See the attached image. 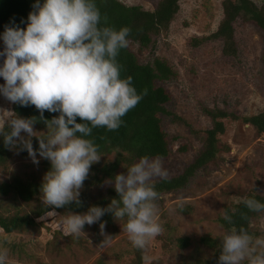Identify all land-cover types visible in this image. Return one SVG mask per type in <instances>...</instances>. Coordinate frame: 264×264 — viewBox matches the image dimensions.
<instances>
[{
  "label": "rangeland",
  "instance_id": "374dc122",
  "mask_svg": "<svg viewBox=\"0 0 264 264\" xmlns=\"http://www.w3.org/2000/svg\"><path fill=\"white\" fill-rule=\"evenodd\" d=\"M124 6L153 11L160 0H119ZM264 11V0H249ZM223 0H180L179 11L168 29L151 37L147 47L129 41L128 50L140 64L154 59L166 62L174 75L166 81H157L170 96L165 105L168 112L185 123L174 122L162 116V127L167 133L170 154L163 159L169 177L180 175L192 163L203 147L204 131L211 127L204 109L225 110L239 117L226 119L225 133L219 144L227 145L208 166L198 170L187 185L163 194L156 201L158 220L164 231L151 238L144 249L132 246L124 231V220L114 219L105 225L104 233L111 236L110 243L102 244L100 225L85 224L79 237L66 235L60 222L70 213H57L44 217L34 227L10 234L0 229V249H7L8 264H178L192 262L211 253L199 245V239L209 236L221 239L225 233L216 219L225 206L240 202L250 193L264 195V135L257 136L254 129L241 118L264 112V67L262 51L263 32L253 23L241 18L234 26L237 53L224 56L220 40H205L198 46L192 40L213 34L222 19ZM4 50L0 39V52ZM5 57L0 56V65ZM4 80L0 77V85ZM12 102L0 94V117L5 119ZM38 135L44 131L35 130ZM26 137L25 133H21ZM38 164L21 159L13 152L6 168L0 167V183L17 176H41L43 158L37 155ZM101 160L111 161L112 157ZM41 172V173H40ZM156 178L155 180H158ZM114 187L105 181L102 190ZM95 190H92V192ZM33 203L25 204L14 198H0L3 213L30 211ZM86 213V212H85ZM75 214V213H72ZM84 214V213H81ZM255 238L264 239V212L251 221ZM186 238L188 247L180 250L177 239ZM243 264H247L244 261Z\"/></svg>",
  "mask_w": 264,
  "mask_h": 264
},
{
  "label": "clouds",
  "instance_id": "9594fccd",
  "mask_svg": "<svg viewBox=\"0 0 264 264\" xmlns=\"http://www.w3.org/2000/svg\"><path fill=\"white\" fill-rule=\"evenodd\" d=\"M29 12L27 25L5 26L0 36L4 56L0 65V94L21 106L34 105L43 112H58L45 120L47 133L34 131L35 118H21L14 112L0 117V136L9 150H26L34 164H38L37 150L32 137H37L38 154L50 161L40 191L43 203L53 209L75 202L79 205L80 190L88 178L90 167L100 160L98 146L86 139L92 128L118 129L122 117L147 95L138 94L132 77L121 78V66L116 57L120 49L128 47L130 29L119 30L101 17L95 0H39ZM77 117L83 123H77ZM91 125V127H89ZM7 128V130H6ZM25 133L22 136L21 133ZM79 134V135H78ZM168 170L159 156H143L132 164L126 174H117L112 183L119 199H112L106 208L91 206L84 214L70 213L58 227H66V235L79 237L85 224L92 225L107 212L119 222L132 246L144 249L151 238L163 233L158 220L159 193L154 180L168 179ZM252 212H264V203L245 197L241 201ZM236 208L224 211L222 217L233 223ZM53 211L44 217H55ZM44 217H41L43 219ZM243 218V217H242ZM100 223L102 244L110 243ZM7 249H0V264H8ZM264 264V239L254 238L246 229L232 228L221 238L219 264Z\"/></svg>",
  "mask_w": 264,
  "mask_h": 264
},
{
  "label": "trees",
  "instance_id": "16d2710c",
  "mask_svg": "<svg viewBox=\"0 0 264 264\" xmlns=\"http://www.w3.org/2000/svg\"><path fill=\"white\" fill-rule=\"evenodd\" d=\"M39 2L42 4L43 0H39ZM179 2L180 0H160L153 11H144L139 7L124 6L119 0H95L101 17L106 16L108 19V24L104 25L102 21V26H111L117 30L122 27L129 28L128 40L138 42L141 47H147L152 36H157L168 29L169 24L179 11ZM34 3H36V0H0V36L4 32L5 26L25 28L29 12L34 11ZM239 18L253 23L263 32L264 37V11L262 9L257 8L249 0H223L222 19L217 30L207 38L192 40V45L198 46L205 40H220L223 44V55L235 56L237 50L233 24ZM261 59L264 67V47ZM116 60L121 66V78L132 77L131 83L137 93L140 94L144 89H147V95H144L142 100L121 118L123 123L118 129L109 131L106 127H95L92 128L91 135L85 137L98 146L101 158L112 157V160L106 161L100 158L98 162L91 165L88 178L84 181L83 188L80 190L79 200L81 203L79 205L72 202L63 208L53 209L51 206L46 207L43 203L40 188L45 174L51 168L50 161L44 158L41 162L42 173L40 172L39 179L36 176H31L30 173L14 177L9 182H1L0 198H8L11 195L22 203L34 204L32 209L27 212H20V209H16L12 214H5L0 209V229L4 233L10 234L24 228L34 227L48 211L81 214L87 212L91 206L106 208L112 199H119V197L112 186L102 190L105 181L112 183L117 174H126L127 169L143 156L150 158L159 156L162 159L169 156V140L162 127L161 117L170 116L174 122L185 125L186 123L180 117L167 111L165 105L169 102L170 96L165 89L157 86L156 82L169 80L174 72L166 62L160 59H154L152 63L140 64L136 56L127 47L120 49ZM11 110L18 117L35 118L33 127L35 130L44 131L43 134L47 133L44 121L51 120L59 115L58 112L44 111L43 118H41L40 112L34 105L30 104L21 106L18 103H12ZM204 113L209 117L211 127L203 133L202 150L180 175L169 177L166 180H154L155 190L159 193V197L183 189L198 170L213 163L222 151H229L227 145L219 144L218 138L225 133L224 121L230 118L236 120L239 117L220 109H204ZM240 120L250 125L257 136L264 135V112ZM76 122L83 123L84 121L77 117ZM31 142L33 149L37 150V155H39L37 137H32ZM13 152L23 160L30 158L27 151L20 150L19 147L9 150L4 145L3 137L0 136L1 168H6ZM92 190L95 191L92 192ZM246 197L255 198L264 203L263 194L250 193ZM241 201L234 203L232 206H225L223 209V212L232 208L237 209L232 224L225 221L222 214L217 217L216 223L225 232L230 231L232 228L238 231L243 227L255 238L257 234L250 227L251 221L263 212L249 211ZM114 219L111 213L106 212L97 223L112 226ZM176 243L180 250L186 249L189 244L186 238L177 239ZM198 243L209 250L211 256L200 257L192 262L178 264H219L221 239L217 240L209 236H203Z\"/></svg>",
  "mask_w": 264,
  "mask_h": 264
}]
</instances>
